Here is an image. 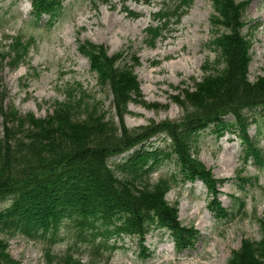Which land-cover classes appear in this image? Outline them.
Here are the masks:
<instances>
[{
  "label": "rangeland",
  "instance_id": "374dc122",
  "mask_svg": "<svg viewBox=\"0 0 264 264\" xmlns=\"http://www.w3.org/2000/svg\"><path fill=\"white\" fill-rule=\"evenodd\" d=\"M236 2L246 5L244 34L251 42L252 55L249 79L255 82L264 77V0ZM213 14L212 0H65L56 19L49 15L35 19L31 0H3L0 76L5 104L20 113L44 118L58 103L82 100L83 105L99 103L107 118L114 117L111 90L100 89L89 59L79 51L81 44L92 42L104 45L109 55L124 52L126 60L120 61L121 65L129 64L133 55L139 58L134 68L146 103L129 104L125 115L129 129L178 122L185 114L178 100L184 98L186 90H195L206 66L215 68L220 61L212 40L223 29L216 28ZM159 16H166L167 23L160 24ZM248 115L255 121L249 134L263 150L264 158V114L256 110ZM213 130L201 132L193 152L223 181L218 183L217 199L201 181L179 183L166 195L170 205L178 204L182 224L198 232L191 248L177 251L169 232L151 230L144 242L147 250L138 238L117 235L97 251L100 235L94 243L84 242L78 229L65 223L59 241L51 248L52 261L45 256L47 243L21 234L6 238L8 254L20 264H68L61 258L67 256L82 264H227L244 239L262 237L264 162L260 164L255 158L244 162L245 145L238 135L217 137ZM168 142L163 136L156 137L147 147L166 149ZM129 154L113 159V164L127 160ZM175 171L174 162H168L150 176L149 182L153 184ZM117 173L123 175L120 170ZM213 201L229 209L232 216L216 217L209 208ZM90 234V230L84 231V236Z\"/></svg>",
  "mask_w": 264,
  "mask_h": 264
},
{
  "label": "trees",
  "instance_id": "16d2710c",
  "mask_svg": "<svg viewBox=\"0 0 264 264\" xmlns=\"http://www.w3.org/2000/svg\"><path fill=\"white\" fill-rule=\"evenodd\" d=\"M64 1L31 0L32 14L35 19L49 15L54 20ZM212 2V21L223 29L212 40L220 61L215 68L205 65L195 90H186L178 100L185 108L178 122L126 126L129 104L146 103L134 68L139 58L133 55L129 64L121 65L125 53L109 55L104 45L85 42L79 51L89 59L100 89L111 90L117 120L107 118L99 103L83 105L82 100L58 103L44 118L20 113L6 106L0 76V264H20L8 254L6 239L20 234L47 243L45 256L52 261L51 248L65 223L74 225L84 242L94 243L100 235L97 251L117 235L136 237L147 250L144 242L151 230L169 232L175 249L184 251L197 241L198 232L182 224L178 204L170 205L167 193L179 183L199 180L216 198L218 183L223 184L195 157L193 147L201 132L214 128L217 137L238 135L245 145L243 161L264 162L263 150L249 134L255 121L248 112L264 114V77L249 79L252 55L244 34L246 5L236 0ZM159 20L167 23L166 16ZM162 136L169 140L168 148L147 147ZM127 153V160L113 164V159ZM171 161L177 171L151 184L150 176ZM209 208L218 218L232 216L220 202L213 201ZM260 225L261 239H244L227 264H264V220ZM85 230L90 236H84ZM61 258L82 264L72 256Z\"/></svg>",
  "mask_w": 264,
  "mask_h": 264
}]
</instances>
